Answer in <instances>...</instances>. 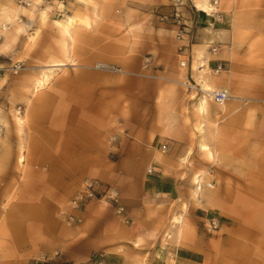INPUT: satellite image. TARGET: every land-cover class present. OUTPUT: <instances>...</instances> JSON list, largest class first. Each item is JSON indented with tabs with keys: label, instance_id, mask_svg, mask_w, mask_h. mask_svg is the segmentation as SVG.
Here are the masks:
<instances>
[{
	"label": "rangeland",
	"instance_id": "374dc122",
	"mask_svg": "<svg viewBox=\"0 0 264 264\" xmlns=\"http://www.w3.org/2000/svg\"><path fill=\"white\" fill-rule=\"evenodd\" d=\"M237 2L232 95L212 98L204 117L195 106L203 90L183 75L182 56L176 50L167 62L159 24L174 21L172 11L161 17L173 0H0V41L10 34L13 48L21 32L0 63L21 62L0 73V264H149L151 248L166 240L200 248L203 264H264V0ZM70 14L68 33L59 19ZM44 72L49 80L37 89ZM200 121L207 148L191 134ZM133 131H151L161 153L167 142V172L179 188L146 194L138 217L122 195L123 213L94 200L87 206L105 223L84 221L72 196L85 177L108 182L130 169L122 149ZM196 175L205 202L192 196ZM199 205L218 228L204 227Z\"/></svg>",
	"mask_w": 264,
	"mask_h": 264
},
{
	"label": "crops",
	"instance_id": "0c3cea01",
	"mask_svg": "<svg viewBox=\"0 0 264 264\" xmlns=\"http://www.w3.org/2000/svg\"><path fill=\"white\" fill-rule=\"evenodd\" d=\"M167 4H170V2H167ZM237 4V0H218L217 4L212 3L213 10L211 11L201 10L196 6L195 1L188 4L184 3L179 6L178 8L183 16L185 15L188 18L186 22L189 21V27L187 28L188 31L183 40V42L187 44V47L185 51L179 52L178 46H175V38L172 33L173 31L176 32L178 25L175 24L173 20L162 21L159 24V28L167 31V62L172 63L174 61L176 54L175 51L177 50L179 55L188 59L187 66H182V68H186L185 70L182 69L185 77L187 76L189 79L190 75L198 82V78L195 76L198 74L210 81L212 80L211 82L215 84V88L229 89L227 85L231 84L234 77L231 62L233 55L235 51L238 50L239 46V44H235V41H238L236 39L240 38V35L237 33L239 31H236V24H240L242 19L237 13ZM163 9L165 10V14H169L171 11L173 13L175 6L173 9V7L171 8V6L165 5ZM213 11H219L222 13L221 22L214 21ZM250 20L255 22L259 20V17L253 16ZM20 35L21 32L19 33L18 40L14 47L10 51L0 52V63L6 61L5 57H11L10 52L14 51L17 47L18 41L21 38ZM213 46L218 47L217 52H212L211 48ZM195 49H199L200 51L203 50L202 55L197 57V68L194 67ZM17 53L15 56H17ZM223 61H230L228 62L230 69L223 70V76L221 75L215 79L216 81H213L215 74L212 73V70ZM52 62L53 61L49 63L50 67L65 64V62L62 64H53ZM132 136L134 137L132 141L128 142L125 148L122 149L124 154L122 156L123 159L127 158V160H130L131 162L130 169L126 168V164H124V172H115L113 175H110L108 182L119 188L120 197L122 195V200L128 206L129 214L132 217H138L140 214L144 215L147 211V206L143 205L144 199L148 197L146 194L167 196L169 191L172 192L179 188V182L174 179L178 178L176 173L172 171L167 172V148L165 153H161L159 150L160 148L157 145L158 141H156V136L152 135L151 131H133ZM163 144L167 145V142L162 140L160 145L162 146ZM150 167H153L152 172H149L148 170ZM99 179L107 181L106 179ZM129 187H131L132 191L128 189ZM75 194L72 197H74ZM204 194V192H200L198 196L194 194H192V196L195 200L201 202L203 196L205 199L206 196H209L208 194H206V196ZM204 198L203 202H205ZM206 208L207 207L203 205H199L196 208L197 215L202 218L203 223L208 217L216 215L215 213L207 211ZM78 211L82 212L81 216L84 221H96V225L100 227L105 223L104 216L106 214L103 215L102 218H99L93 214V208L89 209L88 206H86L84 210ZM204 227L206 228L205 225ZM94 232H91L89 235L90 238ZM94 236L101 238L103 235L94 234ZM159 245L160 246L157 248H151L150 255L153 262H150L149 264H167V258L169 259L168 261L172 260L170 264H203L205 261V253L200 248L185 247L183 245L167 247V240L166 242L160 241Z\"/></svg>",
	"mask_w": 264,
	"mask_h": 264
},
{
	"label": "built area",
	"instance_id": "2783aa9c",
	"mask_svg": "<svg viewBox=\"0 0 264 264\" xmlns=\"http://www.w3.org/2000/svg\"><path fill=\"white\" fill-rule=\"evenodd\" d=\"M213 4H217L218 0H211ZM186 3L185 0H173V5L175 6L174 21L178 24V28L176 30V37L181 41L178 45L179 52L185 51L187 44L183 42L185 39V35L187 33V28L189 27L188 22L184 19L182 12L179 10V6ZM195 7V6H194ZM213 14L216 15L217 18L221 19L222 13L219 11H213ZM162 18L168 17L167 14L161 15ZM212 51L217 52L218 47L213 46L211 48ZM188 59L186 57H182L180 60L181 65H187ZM21 67V62L16 61L11 66H6L4 64H0V73L7 69H12L13 71H18ZM229 63L223 61L218 64V66L214 69L215 72H220L223 70H229ZM212 96L215 101L218 103H223L229 96L230 91L228 88H219L214 89L212 91ZM163 149L167 148L166 144L162 145ZM149 172L153 171V167H150ZM202 181H199V185ZM198 183H196L197 185ZM212 185V183H209ZM94 200H103L108 205L114 207L118 213H123L125 210V206L121 203L120 200V191L119 188L107 181H103L97 178L86 177L83 181V187L79 190L75 196L71 199V207L75 210L84 209L90 202ZM204 225L207 229L213 230L218 228L219 220L216 216H211L204 221Z\"/></svg>",
	"mask_w": 264,
	"mask_h": 264
},
{
	"label": "bare ground",
	"instance_id": "6f19581e",
	"mask_svg": "<svg viewBox=\"0 0 264 264\" xmlns=\"http://www.w3.org/2000/svg\"><path fill=\"white\" fill-rule=\"evenodd\" d=\"M194 1H195L196 6L198 8H200L201 10H207V11L213 10L212 9L213 8V5H212V3H211L210 0H194ZM74 20H75V17L73 15H71V14L70 15H67L66 17H64L62 19H59V21L63 24L64 31L65 32H68V33L70 32V28H71L72 24L74 23ZM13 44H14L13 37L10 34L5 33L3 39L0 41V52H8L12 48ZM194 51H195V54H194V60H195L194 67L197 68L198 67V65H197V57L199 55H202L203 50L200 51L199 49H195ZM59 63H62V62H59ZM55 64H58V63L56 62ZM185 69L186 68L184 67L183 70H185ZM222 74H224L223 71L222 72H219L218 74H215V76L213 78V81H216L215 79H217L218 77H220ZM195 76L198 78V83L200 84V88L203 90V93L197 98V101H196L195 106H196L197 110L199 111V113L201 115H203L204 117H209L211 115V113L209 112L210 111V105H209V103H210V100H212V98H213L212 91L214 89H216L215 88V84H213L211 82L212 80L210 81V80H208L205 77H201V75H198L197 74ZM48 80H49V73L44 72L42 74V76L36 81V87H37V89L38 88H43L46 85V83H47ZM190 91H191V89H190ZM192 96H195V95H192ZM204 128L205 127H204L203 121H200V122H198V123H196L194 125V131H192L191 134L195 136V135H197V131H199L201 133L200 136H202V140L200 141V144L202 145L203 148H207L208 145L203 140ZM22 159H19V160H22ZM95 161H98L99 162L100 159L99 158L98 159L96 158ZM197 175L195 176V178H196L195 180H196V183H198V184L196 185V187L193 190L196 193L195 194L196 196H198L199 193L202 190V182L199 185V181H201L202 179H201L200 176H197ZM209 183H211V182H209ZM186 207H187V205H186ZM0 217H1V226L3 228V227H5V223H6V220H7L6 219V217H7L6 212L1 213V216ZM181 222H182V220H181ZM180 232H181V230H180Z\"/></svg>",
	"mask_w": 264,
	"mask_h": 264
}]
</instances>
